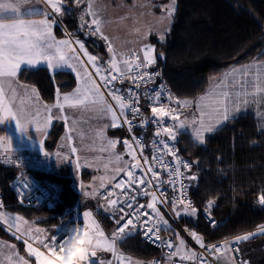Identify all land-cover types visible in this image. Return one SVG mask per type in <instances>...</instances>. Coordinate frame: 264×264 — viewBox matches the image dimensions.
I'll return each instance as SVG.
<instances>
[{"label": "snow or ice", "instance_id": "obj_1", "mask_svg": "<svg viewBox=\"0 0 264 264\" xmlns=\"http://www.w3.org/2000/svg\"><path fill=\"white\" fill-rule=\"evenodd\" d=\"M35 3L44 7L35 9L32 0H0V123L12 118L16 121L18 129L27 130L30 125H35L36 132L44 135L54 118L65 123L70 122L69 135L65 137L66 144L61 145L63 148L71 145V133L76 130L77 123L75 120L70 121L66 111L83 110L95 114L97 118L109 117L110 124H105L97 132V136L106 145L102 146L100 151H108L109 162L114 160L117 166L113 169L112 177L98 178L101 181L100 187H104L106 179L114 180L121 174L123 177L113 185L114 190L120 189L121 192L117 194L113 190L106 197V207L116 224L110 237H106L100 225L92 219L91 212H84L85 219L89 221V231L83 236L78 229L69 240L60 244L46 242L38 236L33 237L48 254L33 247L31 243H28L29 253L35 256L37 264H87L89 257H95L96 250L103 248L104 251L112 253L115 264H144L141 261H132L130 257L119 253L117 247L124 239L142 231L145 239L152 243L159 241L169 249L168 264H174L171 259L173 256H179L182 262L198 260L200 264H207L202 255L190 249L186 250V242L179 238V233H175L178 245L171 240L163 241L160 237L162 229L175 232L171 229L170 219L179 222L185 216L200 215L198 208L187 196L190 182L196 181L198 177L181 171L182 168L190 169L192 164L179 156L174 142L180 129L191 126L194 140L204 144L207 133H212L222 124L230 122L246 111L249 105L264 106V60L232 67L195 102L176 99L164 84H160L158 88L147 87L155 84L162 76L160 71H149L157 63L154 47L144 44L134 53L118 54L108 36L102 31L104 22L96 10L100 6L94 0H35ZM73 3L79 11L78 24L75 31H69L63 24V17L72 14ZM85 3L86 7L81 8L80 5ZM29 4L43 18H23L22 8ZM175 10L176 0H172L165 9L166 15L157 21L159 25L164 26L158 29L160 41L165 39L167 26L171 24ZM58 23L65 38L57 39L53 34V26ZM77 32H83L87 36H99L106 42L107 52L111 54L106 63L89 52ZM160 56L162 57V54ZM39 64H46L53 72L64 67L70 68L80 82L79 86L67 94H61L57 89L54 103H42L35 87L20 84L17 80L22 65L31 68ZM125 81L129 83V87L117 86ZM142 87L145 90L141 93ZM18 90H22V95ZM165 92H168L164 98L169 104L161 103ZM142 98L151 105L150 120L141 112ZM172 103L176 107L169 106ZM193 103L198 116L194 113L190 120L187 117L181 120L180 110L192 107ZM166 116L173 121L167 127L163 126V118ZM149 122L155 125L154 136L150 142L151 158L144 154L149 145L134 134V129L146 127ZM109 127L126 128L129 138L123 139L122 145L130 159L125 160L124 155L114 151L118 141L105 135V129ZM259 130L264 134V124L259 126ZM162 136H167L168 139H162ZM40 144L43 149V139ZM0 149V155L4 157L3 162L14 163L9 151L12 149V143L7 135L0 136ZM71 152L76 153L77 148L71 147ZM45 155L49 154L45 152ZM169 155L172 160L166 159ZM57 156L59 157L60 153H57ZM76 166L80 167L79 157ZM107 167L105 164L106 169ZM164 176L167 179H164ZM95 194L94 187L92 191L84 193L85 196ZM142 200L146 202H141ZM214 203V200L209 199L202 213L209 226L216 224L210 214ZM259 204L264 205V195L259 197ZM0 219L9 223V227H14L16 232L21 231V223L27 224V221L19 216L10 220L3 212H0ZM185 231L204 252L213 255L227 251L238 252L240 243L255 235H264V224L259 225L256 233L237 236L232 242V247H229L227 240L223 244L206 245L204 238L197 232L188 228ZM24 234L32 237V229H26ZM8 260L11 261L12 257L9 256ZM18 264H27V261L20 257ZM100 264L104 262L100 261ZM107 264H113V261H108ZM147 264L157 262L150 261ZM227 264L237 262L232 259ZM240 264L244 262L241 261Z\"/></svg>", "mask_w": 264, "mask_h": 264}, {"label": "trees", "instance_id": "obj_2", "mask_svg": "<svg viewBox=\"0 0 264 264\" xmlns=\"http://www.w3.org/2000/svg\"><path fill=\"white\" fill-rule=\"evenodd\" d=\"M77 12L74 9L71 15L63 17L69 31L76 30ZM150 41L157 55L155 66L161 69L172 95L195 102L230 66L264 59V0H176L164 41L155 36ZM92 47L106 59L103 47ZM18 78L35 86L47 103L53 101L57 83L61 90L74 85L71 72H50L46 67L23 68ZM58 132L56 128L49 132L45 141L47 149L55 146ZM176 143L181 154L192 163L190 175L198 177L190 182V198L200 215L183 217L179 221L181 225L193 228L207 242H213L251 231L264 223V205L259 204V197L264 195V134L256 128L250 114L238 116L207 134L204 144L194 141L188 130L179 131ZM18 173L15 167L0 165L6 207L41 226H53L67 218V211L77 199L68 174L35 173L41 184L53 183L58 188L57 196L49 208H25L17 204L9 186ZM209 199L215 202L212 215L221 222L214 230L201 216ZM165 233L173 235L169 230ZM0 237L16 240L2 225ZM16 245L22 250L24 243L17 241ZM118 248L141 259L162 257V252L142 241L138 232L120 242Z\"/></svg>", "mask_w": 264, "mask_h": 264}, {"label": "rangeland", "instance_id": "obj_3", "mask_svg": "<svg viewBox=\"0 0 264 264\" xmlns=\"http://www.w3.org/2000/svg\"><path fill=\"white\" fill-rule=\"evenodd\" d=\"M95 3H97L99 6L103 5L105 3V0H94ZM172 0H156L153 2V5L159 9H162L163 13L158 17L161 18L166 15L165 9L166 7L171 4ZM72 7H76L75 4H72ZM100 8H102L100 6ZM130 10H143L144 8H139L137 5L135 6L132 4L130 7ZM126 8L124 9L122 13V18L124 21L117 23H113L114 21V13L111 15L105 16L103 18L102 12L99 11V8L96 9L99 12L101 20L104 22L102 25V31L106 33L110 38L111 43L113 44L114 49L118 54L120 53H134L138 51V49L142 48L144 44H151V41L149 39L144 38L145 35V26L143 23L139 22H130L127 19V15L130 13V11H127ZM145 10V9H144ZM157 19V21H158ZM112 21V22H110ZM152 22L149 23V27H151ZM156 19L155 22L158 25V29L161 27H164L162 25H159L157 23ZM144 22V21H143ZM170 25L167 26V30L169 29ZM157 29V31H158ZM159 37V32L156 34ZM148 40V41H147ZM159 40V39H158ZM86 48L89 50V52L93 55H97L98 57L102 58L101 55L95 51L94 47H103L104 50H106V44L105 41L101 39L100 44H94V43H88L85 44ZM153 46V45H152ZM142 52H140V55ZM109 53H107L106 59H102L103 62H107V60L110 58ZM142 56V55H141ZM86 60V58H84ZM90 67V66H89ZM65 69H68L72 72V75L74 76V85L69 90H60L61 94H67L73 92L78 86L79 81H77L75 73L67 67H64ZM215 84V82H214ZM214 84L211 86L213 87ZM56 99V93L54 100ZM53 100V101H54ZM191 100V99H189ZM52 101V102H53ZM193 101V100H192ZM55 102V101H54ZM114 103V102H113ZM46 104V103H45ZM195 103H193L192 107L188 108V111L181 109L180 110V118L181 120H184L186 117L190 120L192 118V115L195 113ZM171 107H176L174 103L170 104ZM76 112V113H75ZM75 112H66V115H69L70 121L75 120L77 121L75 125V131L71 133L73 139L70 146L67 147H61V145L66 144L65 137L69 135V123H65L63 120H59L61 122V126L63 127L62 132L60 133V137L58 138V142L56 143V146L51 150V163L54 170H59L62 166H65V168L68 169L69 175L71 176L72 180V186L73 189L82 195L86 191H92V188L94 187L97 189L100 186L101 181L98 179L99 177H112L113 175V169L117 166L115 161L109 162V152L108 151H100V148L102 146H106L105 142L102 141L98 136L97 132L103 128L105 124H110V118L104 117V118H97L95 114L83 111V110H75ZM198 116V113H195ZM3 123H7L8 125L5 126V129L0 132V136L7 135L12 143V149L9 151H20V153H23L21 151H24L29 154L40 152L42 149L40 140L43 139L45 143V138L47 136V133L50 129V127L53 124V121L48 125L47 130L45 131L44 135H41L40 133L36 132L35 125H30L27 130H20L17 128L16 121L11 119H8L4 121ZM173 121L170 117H164L163 118V126L167 127L171 125ZM57 129V127H56ZM59 129V126H58ZM57 129V130H58ZM118 128H107L105 129V135L110 139H116L118 141L117 148L114 150L117 153H120L124 155V159L128 160L130 159L125 154V149L122 145V140L125 138H128L126 136L121 137L120 139L116 138L114 133L112 131L117 130ZM188 130L192 133L191 126H186L181 130ZM193 136V135H192ZM163 139H168L167 136H163ZM194 139V137H193ZM195 141V140H194ZM71 147H76L77 152L72 153ZM2 151V149H0ZM57 153H60V156H57ZM67 157V159H65ZM77 157H79V164L80 167L77 168ZM105 164L108 165L107 169L105 168ZM107 180V179H106ZM105 180V181H106ZM104 181V182H105ZM49 188L54 190L56 196L57 192L54 187L51 185H48ZM85 196V195H84ZM8 207H4L3 209H0V212H3L5 214V217L10 218V220H14L15 217L19 216L24 221L26 220L21 213L17 211L8 210ZM83 210V209H82ZM164 212V210L162 211ZM166 218L167 215H166ZM174 220L170 219V225L172 228H174L175 232L179 233V229L177 228V225H175ZM0 225L7 231H9L11 234L15 235L17 238L16 240H19L17 234H21V232H16L14 227H9V223H6L5 220L0 219ZM182 238V237H180ZM15 240V243H16ZM24 246V245H23ZM34 256V255H33ZM25 261H27V264H37V261L35 258L33 260L31 258H23ZM4 262V263H3ZM19 258H12L11 261L6 258L4 259L0 258V264H18Z\"/></svg>", "mask_w": 264, "mask_h": 264}, {"label": "crops", "instance_id": "obj_4", "mask_svg": "<svg viewBox=\"0 0 264 264\" xmlns=\"http://www.w3.org/2000/svg\"><path fill=\"white\" fill-rule=\"evenodd\" d=\"M154 1H156V0H105V3H103V5H100L102 8H104V11L100 7H99V11H100V13H101V11H103L102 12L103 15H101V16H103V18H105V16H107V15H111L112 13H114V16H115L114 18L115 19H114L113 23H117L118 24L119 22L124 21V19H123L124 17L122 18V13H123L125 7L129 8L132 4H134L135 6L137 5L139 8H144L145 10L144 9L143 10H141V9L140 10H138V9L130 10V8L127 9V11H130V13L127 15V19L130 22L135 21V22H139V23H143L144 24V26H145L144 38L146 37V39L150 40V38L152 36H155V37H157L159 39V37L156 35L158 33V31H157L158 25L156 24L155 19L157 21L158 17L163 13V11H162V9H159V8H157V7H155L153 5ZM32 4H34L35 9H42L44 7L42 4L35 3V0H32ZM81 6H85L86 7V3L85 4H81L80 7ZM74 9L77 11L76 7H74ZM22 12H23V18H25V19H37L38 20V19L43 18V17H41L39 15V13L37 11H35L32 8L31 4L25 5L22 8ZM151 20H153V23L151 24V27H149L148 25H149L150 22H152ZM110 22H112V21H110ZM170 26H171V24H170ZM150 28L152 29V31H149ZM167 31H166V33H167ZM53 34L57 37V39L65 38L63 32L61 31V27H60L59 23L53 26ZM104 34L106 35L105 32H104ZM77 36L79 38H81L85 42V44H87V41L81 35L77 34ZM106 36H108V35H106ZM108 38H110V37L108 36ZM109 41H110V39H109ZM105 44H106V42H105ZM105 48H106V56H107V53H108L107 52V47H105ZM259 60H264V59H259ZM259 60H253V61H249V62H246V63H240V64L232 65L229 68H227V70L225 72L230 70L232 67H240V66L245 65V64H252L254 62H258ZM38 67H46L47 68L46 64H39V65H37L35 67H31V68H29L28 66L22 65L21 69H23V68L35 69V68H38ZM49 71L53 72L52 70H49ZM57 71H69V72H71L70 70L65 69V68L58 69L55 72H57ZM223 74L215 81V83H217L219 80H221L223 78ZM17 80L20 82V84H25V85H29L30 87H35L33 85L27 84V83L19 80L18 75H17ZM59 85L60 84L57 83V89L61 90L59 88ZM36 90H37V88H36ZM18 91H20V93L22 95V90H18ZM37 92L39 93L38 90H37ZM40 98H41V96H40ZM41 101H42V103L49 104V103H54L55 100L53 102H48L47 103L41 98ZM18 103L19 102L17 101V104ZM66 112H75V110H68ZM244 114H250L251 115L252 120H253V122L256 125V128L259 129V126L261 124H264V106H262V105H249L247 110L242 112V113H240L238 116H241V115H244ZM238 116H236L235 118H237ZM9 119H11V118H9ZM7 125H8L7 123H0V132H2L5 129V126H7ZM58 126H59V129H58ZM56 127L58 129L57 131L62 132L63 127L61 126V122L58 119L54 118L53 119V124L50 127V129H49V131L47 133V136H48L49 132H51V130L55 129ZM121 129L122 128H118L119 131L118 130L114 131V135L116 136V138L120 139V142H121V137L124 136V133L122 131H120ZM47 136H46V138H47ZM59 137H60V133H59ZM46 138H45V140H46ZM57 142H58V140H57ZM55 146H56V144H55ZM52 149H47V147H46V145L44 143V148L41 149L40 152H37V153H42L44 151H47L50 154ZM0 152H2V151H0ZM21 152H23V153H20V151H10V154H29V153H26L24 151H21ZM51 162L52 161H51V155H50V164H49L50 173H53V174L66 173V174L69 175V171H68L67 168H65V166H62L59 170L56 171V170L53 169ZM110 181H112V180H108L107 179L104 182V186L107 183H109ZM48 185H51L56 190H58V188L53 183H49ZM102 188L99 186L96 189V194L94 196H84L81 193L76 191L77 192V199L72 204L70 209L67 211L65 217H67V218L70 217L72 212H74L76 210H80L81 208L82 209H86V210H88V212L92 213V219L96 223H98L100 225V228H101V230L104 231L105 236L106 237H110L114 230H113V226L109 223V221L105 220L104 212H105V210L107 208L106 207V203H104V202H102V201H100L98 199V192ZM158 207H160V206L158 205ZM8 210H10V209H8ZM163 210L164 209L161 207V211H163ZM23 217L26 219L25 221H27V224L21 223V231H20L21 234L20 235H23V236H25L27 238H32V239H33V237H37L38 236L40 239H44V240H46L49 237L50 233L52 232V227H53L52 225H43V226H41L34 219H28L25 216H23ZM88 222L89 221H87V224H88ZM173 222H175V225H177V228L179 229L178 230L179 231V238L182 237L185 240V242H186V245H187L186 250L190 249L191 251L196 252L195 247L189 241V239L187 238V236L185 235L184 231L181 228V227H184V225H181L179 222H177L175 220ZM29 228L32 229V237L26 236L24 234L25 230L29 229ZM36 229H39L41 231L40 232H36L35 231ZM171 229H174V228L171 227ZM87 231H89L88 228L81 234V236H83L84 233L87 232ZM169 231L173 233L174 238L176 240V245H178V238H177V236L175 234L177 232H173L172 230H169ZM256 232H257L256 230L248 231V232L236 235V236H234V238H236L237 236H243V235H247L248 233H256ZM11 235L14 236L15 238H17L15 235H13V234H11ZM17 241H20V240H16V242ZM36 243H38V242L36 241ZM117 247H118V245H117ZM239 249H240L242 255L245 258H248L250 264H264V235H255L253 238H251V239H249L247 241H244L243 243H240L239 244ZM118 250H119V248H118ZM96 252H97V254H96L95 258H100L102 260H108V259H113L114 258L111 252L104 251L103 248L97 249ZM119 253H121V254H123V255H125L127 257H130L132 261H141V262H144V264H147V262H150V261H152L154 259V258L141 259V258L133 257L131 255H128V254H125V253L121 252L120 250H119ZM9 256H11L12 258H20V257L31 258L32 260H33V258H35V256H33L32 254L29 253L28 244L24 243L23 249L19 250L17 245H16V243H15V241H10V240L3 239V238L0 237V258L4 259V261H5L6 258H8ZM90 257H92V256H90ZM160 258H162L163 263L166 264L167 260H166V258L164 257L163 254H162V257H160ZM218 259H219V261L222 264H227L228 261L234 259V255H233L232 251H227V252H224V253H220L218 255ZM187 261H188L189 264H196V260H187ZM126 264H127V262H126Z\"/></svg>", "mask_w": 264, "mask_h": 264}, {"label": "built area", "instance_id": "obj_5", "mask_svg": "<svg viewBox=\"0 0 264 264\" xmlns=\"http://www.w3.org/2000/svg\"><path fill=\"white\" fill-rule=\"evenodd\" d=\"M81 8H85V6H81ZM78 15H79V11L77 12V14L75 16L76 28H77V24H78ZM88 19L90 20L91 17H88ZM79 33L82 35L83 38L90 40L94 44H100V42H101V38L99 36L93 37V36L84 35L83 32H79ZM149 71H160L162 74L161 69L157 66L150 68ZM160 84H164L166 86V88L168 90H170V92L172 93V90H171L169 84L163 79L162 76H161V78L156 80L155 84H150L147 87L148 88H158V86ZM117 86L120 88H127L130 85L127 81H125L124 84L118 83ZM144 90H145V88L142 87L140 89V92L142 93ZM167 95H168V92H165L163 97L161 98L162 104H169V102L164 98ZM141 105H142L141 112L144 114L145 117H148L150 120L151 116H152L151 111H150L151 105H148L147 100H145L144 98L141 99ZM156 106H159V105H156ZM137 123H139V121H137ZM122 130H123L124 136L129 138V134L126 131V128L122 127ZM154 131H155V125L152 124L151 122H149L146 127L134 129V134L137 137H140L146 145H149V147H146L145 151H144V154L149 156V158H151V155H152L150 142L153 139ZM207 134H209V133H207ZM161 138L163 139V136ZM165 140H167V139H165ZM174 143H175V148L178 151L179 156L182 159H184L185 161H188L191 163V161L187 157H185L184 155L181 154L176 141ZM45 152H47V151H44L42 153H33V154H11V158L14 161V163H4L3 162L4 157H3V155H0V165L11 166V167H15V168L19 169L20 173H18L11 180L9 186H10L12 193L14 194V196L16 198L17 204L22 206V207L38 208L40 206H45V207L49 208L54 203V200L56 197L55 192H53V190L51 188H49L47 185L41 184L35 175V173H46L49 171L50 154L47 152L49 155H45ZM5 155H7V154H5ZM166 159L172 160V157L169 155L166 157ZM190 170H191V168L190 169H183V168L181 169L182 172H185L189 175H190ZM122 177H123V174H121L120 176H117L114 180L107 183L98 192V199L100 201L106 203V197H107L108 193L112 192L114 190L113 189L114 183H116ZM163 178L167 179L166 176H164ZM186 183H188V182L186 181ZM165 187H167V185H165ZM114 191L117 194H119L121 192L120 189H115ZM169 192H170V189H169ZM187 196L191 200V198H190V187L187 190ZM113 198H115V197H113ZM141 202H146V200H142ZM0 205H2V207H0V209H3L5 207V203H4V199H3V190H2L1 184H0ZM84 212H88V210H86V209L76 210V211L72 212L70 217L66 218L65 220H61V221L57 222L56 224H54L52 227V232L50 233L49 237L46 239V242H50V243H54V244H60L66 240H69L75 234V232L78 229L80 230V234H82L87 229V221L83 215ZM202 213H203V210L201 211V216L204 219L207 226L210 227L211 229L214 230L221 224V222L219 220H217L212 215V213H210L212 219L216 222V224H215V226H209L208 221L204 218ZM104 215H105V218L109 221V223L113 226V230H114L116 228V224L114 223L113 217L111 215V212L108 210V208H106ZM262 224H264V223H262ZM258 227L259 226H257L253 230L257 231ZM181 228L184 231L187 238L189 239V241L195 247L196 253L202 255L204 260L207 261V264H222L218 259V255L220 253L209 255L208 253L204 252V250H202L199 247V245L196 244L195 241L187 234V232L185 231L186 228L197 232L198 235H201L204 238V243L206 245L223 244L224 241L227 240V241H229V247H232L233 246L232 242L235 241L234 236H230V237L225 238V239H221V240H217V241H213V242H207L205 240V237L203 236V234L194 230L193 228H191L189 226H184ZM253 230H251V231H253ZM137 232H138L139 237L141 238L142 241L151 245L154 248L159 249L162 252V254L164 255V257L167 260L166 264H168L169 249L167 247L161 245L159 241H157L156 243H152L150 240L145 239L143 234H142V231H137ZM17 236L21 242H23L25 244L31 243L33 245V247L38 248L40 251H44L46 255L48 254L47 250L44 249L40 244L36 243V241L34 239L27 238V237L20 235V234H17ZM160 237H161V240H163V241L171 240L176 245V240H175L174 236L171 235L170 233H165L164 229L161 230ZM232 253L234 255V259L237 262V264H240L241 261H243L244 264H250L248 258H245L242 255L240 249L238 252H232ZM171 259L174 262V264H189L187 260L182 262L179 256H173ZM100 261H103L104 264H107L108 261H113V264H115L114 258L108 259V260H102L100 258H95V257H89L87 264H94V262H95V264H100ZM152 261L157 262V264H164L162 258H160V257H156ZM82 264H84V262H82ZM196 264H200V261L196 260Z\"/></svg>", "mask_w": 264, "mask_h": 264}]
</instances>
